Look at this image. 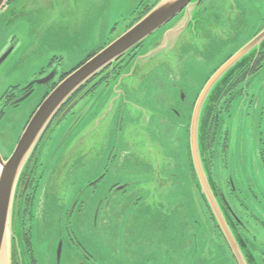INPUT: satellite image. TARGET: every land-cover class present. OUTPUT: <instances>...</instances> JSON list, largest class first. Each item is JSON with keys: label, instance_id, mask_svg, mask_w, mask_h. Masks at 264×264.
I'll list each match as a JSON object with an SVG mask.
<instances>
[{"label": "rangeland", "instance_id": "obj_1", "mask_svg": "<svg viewBox=\"0 0 264 264\" xmlns=\"http://www.w3.org/2000/svg\"><path fill=\"white\" fill-rule=\"evenodd\" d=\"M154 1L14 0L9 10L17 17L7 24L11 14L0 15V55L14 47L0 68V96L10 85L32 78L53 56L71 66L103 49L135 23L133 15L140 12V6ZM210 3L213 10L220 7L226 12V3ZM262 6L261 2L259 8L249 10V18ZM190 18L167 60L163 62L161 54L153 55L141 61L134 72L133 61L128 62L122 74L129 77H119L102 91L97 88L77 106L80 119L75 109L74 117L55 125L48 134L40 148L45 144L47 154L41 165L46 164L36 170L40 183L31 219L19 215L13 220L12 250L18 264L230 263H226L223 244L191 177L187 120L191 95L184 94L186 102L181 103L183 95L171 93V105L165 99L160 105L156 99L155 85L167 89L165 78L171 75L172 81L180 71L184 77L176 81L188 91L192 75L181 54L194 61L206 60L209 65L216 60L218 41L211 43L202 57L193 43L204 42L198 31L207 20L195 7ZM178 19L147 38L135 57ZM258 26L251 22L248 39L262 25ZM178 53L180 56L171 57ZM213 92L203 102L198 119L202 169L208 185L214 181L222 190L234 216L230 227L240 247L245 246L255 264H264V98H259L258 90L252 104L249 98L238 99L219 114L218 134L209 145L207 158L203 132ZM34 106L29 103L4 111L0 155H11ZM192 115L193 111L190 121ZM100 177L97 184L88 186ZM59 244L62 250L57 261ZM75 245H80L88 259Z\"/></svg>", "mask_w": 264, "mask_h": 264}, {"label": "flooded vegetation", "instance_id": "obj_2", "mask_svg": "<svg viewBox=\"0 0 264 264\" xmlns=\"http://www.w3.org/2000/svg\"><path fill=\"white\" fill-rule=\"evenodd\" d=\"M13 1L14 0H8L5 6L0 11V15L4 14L5 12L11 14V16L10 15L8 16V19L6 21L7 24L13 21L12 19L16 18L18 15L13 13V11L9 10L13 4ZM158 1L159 0H155L153 4H149V5L146 4L140 6L141 7L140 12L137 14L135 13V15H133L134 21L136 22L140 17L146 14ZM194 1L197 2V4L194 7L196 8L199 15H201L202 13V15L204 16V20L205 21L207 20L206 22L207 24L205 27L199 28L200 32L198 31L200 41L203 40L204 42L198 45L197 41L194 40L193 43L195 42V44L199 46L198 48H200V54L202 57L203 55L205 56L206 49L209 48L211 43L219 42L221 48L218 45H216V48L220 50V51L218 50L217 52L216 60L213 64L209 65L208 62H206V60L197 59V61H194L193 58L190 59V55L181 54V57L183 56L182 58L185 60L184 63L190 65V72L192 75L189 85L186 86L188 88V91L185 88L184 91L182 89V84L179 81H176V79L178 78L183 79L184 73L182 71L179 72L180 75L177 76L178 78L174 77L172 81H171L172 79L171 75L169 78H165L168 82L167 89H165L163 84L155 85V89L157 90L156 99H158L160 105L163 104L162 101L164 102V99L167 105H171L174 103L170 101L171 93H180L181 95H183L181 98L182 99L181 103L186 102L184 94L191 95L192 100L190 103L188 102V104L190 105L189 108L190 114L187 119L189 123H190V115L191 112L193 111L194 105L200 93L202 92V90L210 80V78H212L214 74L217 71H219V69L224 64H226L236 52H238L242 47H244L247 43H249L264 28V6H262V10L260 9L256 10L255 14L253 12V16H251L250 18L249 15H247L249 10L255 9L256 7L259 8L261 2L264 5V0H217L219 2H223L227 4L226 12L225 10H221L220 7H214L215 9L213 10L211 8L212 7L211 3L209 4L211 0H191L190 3L193 4ZM234 6H239L241 7V9L237 11ZM181 14H179L178 16H180ZM250 14L252 15V13ZM251 22H254L255 24L258 23L259 26L261 24L262 26L257 31L256 28L253 31L254 32L253 35L248 39L249 33L247 34L246 32L248 31ZM207 36L208 37L214 36V37L207 38ZM113 40H109L108 43L112 42ZM107 44H105L104 46H106ZM141 47L142 46H140L139 48ZM139 48L138 50H140ZM101 49L102 48H100L97 52L91 53L85 59H81L76 65L73 64L71 66H65L62 60L63 58L53 56L47 64L43 66H39L36 69L37 71L34 74V76H32V78H30L28 81L27 79H23L17 84L10 85L8 89L5 92H3V94H1L0 96V105H1L0 118L3 116L4 111L5 112L10 110L15 111L18 110L22 105L32 103L35 106L30 111L28 120L24 127L25 129L27 124L29 123V121L37 111V109L42 105V103L48 97V95H50V93L58 86V84L61 83L67 76L73 73L76 69H78L81 65H83L86 61H88L91 57H93L96 53H98ZM13 50L14 47L7 48L0 55V68L10 58V55L12 54ZM136 51L137 50L132 52L123 61H121L120 64L110 74L103 77L91 89L87 90L109 68L103 70L102 72H100V74H98L90 81H88L84 86L79 88L52 117L48 126L43 131L38 143L35 145L31 155L26 161V164L24 165V168L20 174V178L17 185L16 198H15V213H14L15 221L18 218V213L19 214L21 213L20 217L21 218L23 217V219L24 218L27 219L28 216L31 219L32 214H30V210L33 206V203L35 204L36 193L39 190V183H40L38 182V178H36V170L39 167H42L44 164H46L45 162L43 163V165H41V162L43 161L44 157L47 154L46 151L47 149L44 150L43 148L46 144V140H48L49 138L48 134L54 131L55 130L54 128H56L58 125L63 123L67 118L72 116L74 117L75 109H77V113H78L76 117L80 119L81 113L79 111L80 109L78 110L77 106L83 105V100L88 99V97L92 95L97 88L100 89V91H102L108 88L114 80L118 79L122 75V69L125 68L128 62L132 61L133 58H135L136 54L138 53ZM178 56H180L179 53L173 54L171 57H178ZM258 90H259V98L261 96L264 98L263 95L264 94V47L258 52L255 58H252L247 62L243 63L229 77H226L225 79L222 78L219 81H217L216 84H214L211 90V92L214 91L213 92L214 97L210 101L212 107L207 111V115L205 119L206 125L203 132V138L206 144L205 152L207 158L209 156V150H208L209 145L211 144V141H214L215 138L213 139V137H216V134H218L219 114L223 110H225V108H230L229 105H231L235 100L238 99L249 98L250 99L249 103L252 104V100L255 97L254 93ZM210 95L211 94H209L206 100H208ZM258 102H260V100H258ZM200 127L201 126H199V128ZM43 142H45V144L43 148L40 150ZM13 150L11 151L10 154H12ZM0 156L4 161H6L10 155L4 157L1 154ZM262 159L264 162V150L262 154ZM209 164L210 161L208 160V165ZM101 177L95 179V181H93L92 183H89L88 186L91 188L93 184H97V182L101 179ZM191 177L195 181V189L196 191L199 192L200 199L203 203L206 214L208 215L210 219L209 221L212 224L213 227L212 229L219 238L218 240L221 241V244H223V247L225 249L223 253L226 256L225 260H227L226 263L230 262L228 264H255V260L253 259V257L249 253H247L246 250L244 249L245 246L242 245V247H240L241 243L240 244L238 243L235 234H233V230L231 229L230 224L232 221L235 222L234 216L233 213L231 212L230 207L227 205V202L223 197L222 190L219 189V187H216V183L214 181L211 183L210 186L208 185L211 192L212 189L215 190L213 196L215 201L217 202V205L220 209V213L222 215V218L226 226L225 233L223 232L220 223L215 219L214 215L212 214L206 202L205 197L202 195L197 178L195 177L194 174H192ZM94 190H96V187L94 188ZM173 197L178 198L179 194L177 195L174 194ZM25 238H26V234L24 236L23 242L25 241ZM26 246H27V242H26ZM75 246H76L75 248H77L78 251L82 252L83 258L88 259V256L82 251L80 245H75ZM251 248L253 247L251 246ZM28 249L26 247V250ZM61 250H62V244H59L57 246V252H56L57 261L60 258ZM13 264H18L15 249L13 250Z\"/></svg>", "mask_w": 264, "mask_h": 264}, {"label": "water", "instance_id": "obj_3", "mask_svg": "<svg viewBox=\"0 0 264 264\" xmlns=\"http://www.w3.org/2000/svg\"><path fill=\"white\" fill-rule=\"evenodd\" d=\"M7 1L8 0H0V11ZM190 2L191 0H159L125 33L110 42L59 83L29 121L9 158L4 161L0 156V264H13L12 242L14 239L12 230L18 181L26 161L52 117L79 88L100 74V72L109 68L87 90L91 89L103 77L110 74L121 61L142 46L147 38L183 12L178 16L179 19L176 20L168 30L164 31L148 50L133 58L131 64L134 67L131 71L134 72L136 66L141 63V61H146L156 54H161L163 62L167 60L168 53L172 52L176 45V38L189 25L191 19L190 10L194 7ZM263 47L264 29L236 52L208 81L194 105L193 115L190 121L189 154L193 174L198 180L202 195L205 197L212 214L220 223L224 233L226 231V226L217 202L208 187L199 157L197 139L199 114L202 104L206 100L214 84L222 78L225 79L229 77L243 63L255 58ZM127 76L129 77L130 75H127V73L124 75L122 74L120 79ZM160 181L159 179V182ZM19 215L18 213V217Z\"/></svg>", "mask_w": 264, "mask_h": 264}]
</instances>
